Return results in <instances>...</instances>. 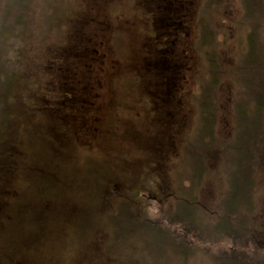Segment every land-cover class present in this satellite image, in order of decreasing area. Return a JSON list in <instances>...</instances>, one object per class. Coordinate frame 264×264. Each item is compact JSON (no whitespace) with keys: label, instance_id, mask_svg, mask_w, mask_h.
Segmentation results:
<instances>
[{"label":"rangeland","instance_id":"obj_1","mask_svg":"<svg viewBox=\"0 0 264 264\" xmlns=\"http://www.w3.org/2000/svg\"><path fill=\"white\" fill-rule=\"evenodd\" d=\"M203 1L206 0H133L131 4L129 0H34L30 6L35 26L28 34L24 33L23 40L28 39V46L22 53L28 64L18 68L19 73H23L24 86L20 89L27 92L32 81L43 78L45 68L41 72L42 65L58 43H63L65 48L62 47L58 54L60 62L51 63V70L63 80L64 92L77 95L80 105L92 110L87 112L91 117L86 124L89 130L91 125L95 126L90 135L80 133L75 138L89 143L84 150L97 154L96 161L104 157L109 162L115 183L122 189L146 187L155 176L165 179L169 189L178 191L182 181L200 169L199 155L207 139L202 135L203 124L199 123L189 96L207 103L208 95L200 96L198 90L208 76L205 71L201 72L204 63L192 45L196 37L193 20ZM163 5L169 6L172 19L166 21L162 32L159 24ZM210 6L224 70L215 89L217 113L213 131L216 144L208 152L210 161L205 165L197 193L208 220L213 221L223 195L225 173L234 156L232 150L226 149V144L235 137L234 104L242 95L238 94L240 88L231 70H240L238 55L245 49V39L244 32L237 26L242 15L240 0L214 1ZM143 12L150 14L152 22L154 20L152 31L166 38L164 44L162 39L157 43L147 36L149 20ZM261 33L264 37V22ZM159 44L164 46L161 51ZM158 52L160 57H170L169 70L173 63L175 65H172L173 86L167 94L155 93L159 95L158 102L165 97L172 103L168 107L158 106V109L152 105L156 108L154 111L151 105L144 104V83L150 85L153 81L148 76L152 67L150 56ZM13 53L5 43L0 45V142L4 140L0 152V264H163L160 251L150 260L148 253L153 252L140 249L138 245L113 248L109 229L103 227L100 213H88L82 204L68 199L73 197L74 190L67 189L68 194L63 188L54 195L60 199L56 205L50 202L36 205L31 200V188L17 183L16 159L14 154L7 159V143L9 139L15 146L14 134L18 130L15 120L29 124V112L23 109L20 114L19 106L13 105L19 97H26V93H16L19 87L13 74L4 75L11 70L5 61L13 59ZM75 53L79 58L75 61L77 75L72 81V73L62 72L63 59L74 62ZM248 76L254 81L257 79ZM165 78L158 79L159 84ZM67 81L73 85L68 86ZM112 84L116 86L115 91ZM160 88L164 87L158 85L155 90L160 91ZM169 110L172 113L168 118L165 112ZM73 115V122L65 117V125L70 129L82 124L81 113L76 111ZM11 120L15 121L12 125ZM261 123L264 127V112ZM22 147L26 149V143ZM73 151L78 156L81 154L74 147ZM262 153L264 155V148ZM25 171L31 173L30 169L25 168ZM85 173L89 172L84 170L75 180L85 178ZM35 217L37 223L31 226ZM251 224L257 235L263 237V173L257 176ZM194 241L198 251L185 259L179 257L174 264H211V257L230 245L227 241L207 245ZM262 253L260 258H264V251Z\"/></svg>","mask_w":264,"mask_h":264},{"label":"trees","instance_id":"obj_2","mask_svg":"<svg viewBox=\"0 0 264 264\" xmlns=\"http://www.w3.org/2000/svg\"><path fill=\"white\" fill-rule=\"evenodd\" d=\"M129 1L132 4L133 0ZM214 1L220 3V0L203 1L193 20L196 35L192 40L193 51L204 63L201 72L205 71L208 76L207 81L200 83L198 92L200 96L208 95L207 103L202 99L192 100L191 95L190 102L188 100L197 110L199 123L203 124L202 135L207 140L203 151L201 150V156L199 155V171L187 176L176 191V188L171 190L167 187L165 179L155 176L150 178L152 182L146 187H118L109 162L104 157L96 161L97 154H89L84 150L88 149L89 143L76 140L75 135H90L95 126L91 125V130L87 128L86 123L92 110L81 106L77 95L64 92L63 80L59 79L54 69L51 70V63L60 62L61 56L58 54L62 47L63 50L65 48L63 43H58V47L42 65L40 71L45 68L43 78L37 77L32 81L31 89L27 92L20 89L24 86L23 73H19L18 68L28 64L27 58L23 57L28 39H23L24 33L28 34L35 26L30 9L34 0H0V45L5 43L14 52V58L5 61V64H8L6 67H11V70L8 69L4 75H14L16 86L19 87L17 94L26 93V97H19L13 105L19 106L20 114L23 109L29 112V124L24 120H15L18 127L14 134L15 146L8 139L9 152L6 156L8 159L15 155L17 183L22 182L27 188H31L33 203L37 205L50 202L56 205L60 199L54 195L59 194L63 188V192L67 193L68 190H74L73 197L69 196L68 199L82 204L88 213H100L103 227L109 229L108 235L113 248H132L138 245L140 249L153 252L148 253L150 260L154 259V253L160 251L163 264H174L179 257L185 259L192 256L193 252L196 253L199 248H196L194 240L206 245L229 242L228 248L211 257V264H264V258H260L264 251V236H258L251 224L257 176L264 174V127L261 123L264 112V37L261 33L264 22L263 0H240L242 15L237 26L244 32L245 49L238 55L240 70L231 71L234 72V80L240 88L238 94L242 96L234 104L235 137L232 142L226 144V149L229 152L232 150L234 156L230 160V168L225 173L223 195L213 221L208 220V213L197 193L201 187L205 165L210 161L208 152H211L216 144L213 131L217 113L215 89L222 80L224 70L213 27L214 19L210 13V5ZM161 7L163 10L159 26L163 32L164 25L168 23L166 21L172 19V15H169V6ZM145 15L149 20L150 30L147 36L159 43L158 40L160 41L162 36L152 31L154 20L152 22L150 14ZM14 28L17 29L15 32ZM165 41L166 38L163 37V44ZM114 44H118L116 39ZM159 47V51L164 49L162 44ZM159 54L160 52L150 56L152 67L148 76L152 77L153 81L150 85L144 83V104L151 105L154 111L158 106L168 107L172 103L171 99L167 100L162 95L167 94L170 86H173L172 65L175 64L173 63L169 70L170 57H160ZM73 56L74 62H71V59L68 62L63 59L62 71L72 73V81L75 74L77 75L75 61L78 62L79 58H76V53ZM248 74L256 76V81ZM163 77L167 78L162 80L161 85L158 79ZM136 82L139 84L138 80ZM67 84L73 85L71 81H67ZM112 85L115 91L116 86ZM158 85L164 88L156 91ZM162 92L163 101L158 102L159 95L155 96V93ZM76 111L81 113L82 124L70 129L65 125V117L73 122V113ZM87 112L90 113L87 115ZM171 113L170 110L165 112L168 118ZM94 118L93 114L92 119ZM14 122L11 120L10 125ZM109 124L112 125V121ZM247 140L249 142H246ZM3 143L4 140H1L0 152L3 150ZM23 143H26V149L22 147ZM73 147L81 152L79 156L73 151ZM220 148L224 150L223 146ZM25 168L30 169L31 173L28 174ZM84 170L90 173L89 176L85 173V178L75 180ZM178 194L182 195L180 200ZM36 223L35 217L31 226Z\"/></svg>","mask_w":264,"mask_h":264}]
</instances>
